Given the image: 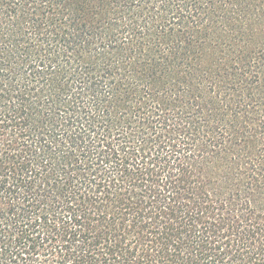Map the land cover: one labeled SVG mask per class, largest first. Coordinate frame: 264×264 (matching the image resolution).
Here are the masks:
<instances>
[{"label": "trees", "instance_id": "1", "mask_svg": "<svg viewBox=\"0 0 264 264\" xmlns=\"http://www.w3.org/2000/svg\"><path fill=\"white\" fill-rule=\"evenodd\" d=\"M0 264H264V0H0Z\"/></svg>", "mask_w": 264, "mask_h": 264}]
</instances>
